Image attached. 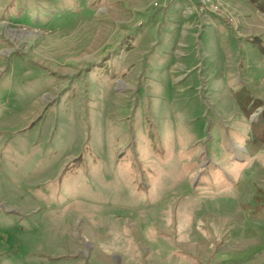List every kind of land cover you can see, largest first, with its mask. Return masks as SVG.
<instances>
[{"label":"rangeland","instance_id":"obj_1","mask_svg":"<svg viewBox=\"0 0 264 264\" xmlns=\"http://www.w3.org/2000/svg\"><path fill=\"white\" fill-rule=\"evenodd\" d=\"M0 0V264H264V0Z\"/></svg>","mask_w":264,"mask_h":264},{"label":"built area","instance_id":"obj_2","mask_svg":"<svg viewBox=\"0 0 264 264\" xmlns=\"http://www.w3.org/2000/svg\"><path fill=\"white\" fill-rule=\"evenodd\" d=\"M199 2L200 3H202V6L204 7V6H208V5H210L209 3H210V0H199Z\"/></svg>","mask_w":264,"mask_h":264}]
</instances>
